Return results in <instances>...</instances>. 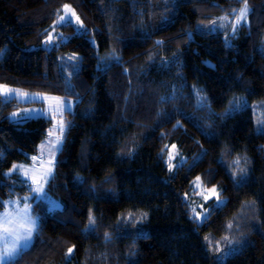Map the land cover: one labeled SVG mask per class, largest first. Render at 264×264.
<instances>
[{"label": "trees", "instance_id": "trees-1", "mask_svg": "<svg viewBox=\"0 0 264 264\" xmlns=\"http://www.w3.org/2000/svg\"><path fill=\"white\" fill-rule=\"evenodd\" d=\"M64 5L82 32L62 24L66 39L44 47ZM247 5L233 33L244 0H0V83L77 99L47 184L61 206L33 203L39 229L17 264H264V130L250 107H264V0ZM14 106L0 96V201L28 192L4 174L51 124L11 122ZM172 143L196 160L169 170ZM196 176L223 199L200 224L184 196Z\"/></svg>", "mask_w": 264, "mask_h": 264}, {"label": "snow or ice", "instance_id": "snow-or-ice-1", "mask_svg": "<svg viewBox=\"0 0 264 264\" xmlns=\"http://www.w3.org/2000/svg\"><path fill=\"white\" fill-rule=\"evenodd\" d=\"M64 7L68 8L69 6L65 5ZM249 11L250 9L248 8L247 0H244V6L236 15L235 24L231 25L233 33H235L236 27L239 26L241 22L247 21ZM77 20H79V17H77ZM221 20L226 21L227 18H221ZM58 23H71V19L67 15L61 16ZM215 23L217 22L214 21V24ZM219 26L226 28L229 26V24L226 22H221L219 23ZM52 42L53 41L50 36L49 40L46 41V43L50 44ZM0 94H2L3 97L8 100L12 98H20L14 97V93L6 90L3 86H0ZM24 98H28V94H24ZM50 99L53 101H58V103L50 105L49 107V112L52 114L51 117H49V112L35 109H26L25 116L30 117L33 112H37L38 115L42 117L55 119L56 114H60L62 116L65 111H70V102H65L57 97H51ZM241 100L242 98H233V100L229 102L230 106L239 105ZM205 103L206 101L201 98L198 102V106L203 107ZM16 115V113H13V116ZM65 128L66 124L63 120L60 121L58 126L54 124L53 128L49 130V139L41 145L42 149L45 147L48 148V154L50 157H52L48 160L49 167L45 172L40 173L38 176H29L28 172L23 171V166L13 165L12 169L8 173L4 174L5 176H11V174L15 172L18 176H20V174L23 173L20 182L28 187V190L32 195L22 198L17 197L16 199H12L10 197L7 201H0V206L4 207L5 209V211L0 212V264H17L18 259L22 257L26 250L31 246L33 236L39 229V224L38 217L33 215L32 203L30 201L39 202L48 199L44 185L47 183L48 178H50L52 175V167H54V157L56 152H58L62 146L63 133L65 131ZM57 131L59 132V135L55 136V139H52ZM173 147H175V145H173ZM31 159L33 161L39 160L40 166L43 167L44 152L41 151L38 156H33L31 157ZM236 163L238 164L239 160H237ZM240 171L243 172L244 169H241ZM196 179L200 180V177H197ZM210 191L212 195L217 196V200L219 201L217 190L213 188ZM208 198L209 197H205V199ZM219 202L222 203V201ZM56 206L58 207L59 205ZM193 212L195 213V215L193 216V220L199 221L201 218V213H196L195 209H193ZM146 215V213L143 214L140 219L146 218ZM131 218L132 213H129L128 217L124 218V222L131 221V223L135 225L137 221L132 220ZM204 218H207L206 215L204 216ZM88 220V228L86 230H93L95 219L93 216L89 215ZM227 227L231 228L232 225L229 224ZM105 238L110 239V236L106 233ZM225 240H227L229 246L232 245V240H229L227 237H225ZM73 247L68 248L66 255H71V253L73 252ZM227 254L228 253H225V255Z\"/></svg>", "mask_w": 264, "mask_h": 264}, {"label": "rangeland", "instance_id": "rangeland-1", "mask_svg": "<svg viewBox=\"0 0 264 264\" xmlns=\"http://www.w3.org/2000/svg\"><path fill=\"white\" fill-rule=\"evenodd\" d=\"M64 6L62 9V12L56 16V18L53 20V22L51 23L50 27L47 30V33H46L45 38H44V43H43L44 47L52 46L59 36L63 37V39H66L67 35H63L62 31L59 29V26H61L62 24H65V23H58L61 16L67 15L68 17H70L71 24H73L75 26V28L77 30L76 32H82L81 21H80V19L77 20L78 16L75 14L73 9L69 5H68L69 6L68 8H65ZM235 18L233 19L232 25L235 24ZM50 36H51L53 42L49 44V43H46V41L49 40ZM1 54H2V52H0V55ZM0 86H3L6 90H8L10 92H13L14 97H20V98L10 99V100L14 101L15 106H14V108H12L11 110H9L6 113V117L8 118V120L11 122H14V123H20V122H23V121L30 119V118L42 117V116L38 115L37 112H33L30 117L25 116V110L26 109H35V110H41L44 112H49L50 105H54V104L58 103V101L51 100L50 99L51 97H57V98H60L61 100L65 101V102H70L71 103V109L70 110L73 109L74 104L77 100L76 98H73V97L59 96V95H55V94L48 93V92L24 90L22 88L9 86V85L3 84V83H0ZM24 94H28V98H24ZM0 96L3 99H5L2 94H0ZM5 100L9 101L8 99H5ZM250 107H251L252 112H253L255 129L257 131L264 130V107H262L259 103H255V102L251 103ZM229 109H230V107L228 108V110ZM66 112L67 111H65L62 116L60 114H56L55 119L49 118L51 120V124L49 125V128L46 132V135L44 136V138L39 143L38 148H37V152L34 155L30 156L29 161H18V162H15L13 165L23 166V171L28 172L29 176H32V175L38 176L40 173L45 172L49 167L48 160L51 159L52 157H50L48 154V148L45 147L42 149L41 145L43 143H45L46 140L49 139L48 133H49V130L53 128L54 124L58 126L60 121L63 120L65 122L66 128H67ZM13 113H16L17 115L13 116ZM51 115L52 114L49 112V117H51ZM45 118H48V117H45ZM66 128H65V131H66ZM65 131L63 133V140H64V136H65ZM57 135H59L58 131L55 133V135L52 137V139H55V136H57ZM62 143H63V141H62ZM173 145H175V147H173ZM41 151L44 152V165H43V167L40 166L39 160L33 161L31 159V157H33V156H38ZM164 157H165L166 165H167L168 169L171 171L175 170L179 166L191 164L197 158L196 156L194 158H191V159L187 158L184 154L180 153L177 145L174 143L169 144L166 147ZM55 158H56V154L54 157V163H55ZM13 165L10 168H8L5 173H8L12 169ZM53 168L54 167H52V173H53ZM22 176H23V173H21L20 176H18L17 173L13 172L11 174V176H8V177L16 178L18 180V182L14 181L15 184H22L20 182ZM197 177H199V176L194 177L191 181L190 194H185L184 196L187 199V201L189 202L190 210H191V216L193 217L195 215V213L193 212V209H195L196 213H201V218L199 221H197L200 224L205 220L204 216L205 215L207 216V209L209 207V202L214 201L215 203L221 204V202H219V201L223 202V199L220 195V190L218 189V187L216 185L205 186V185H203L201 179L200 180L196 179ZM50 178H48L47 183L44 185L45 190L47 192L48 199L44 200V201H39L38 203L45 209L53 210V209L59 208L61 206V203L57 198L53 197L47 191V184H48V181ZM29 182H31V181H29ZM33 186H35V185H33ZM213 188H215L217 190L219 201L217 200V196L212 195V193L210 191ZM27 189H28V187H27ZM31 195L32 194L28 190V192L22 193L21 195L9 196L4 201H7L10 197L12 199H16L17 197L22 198V197H27V196H31ZM205 197H209V198L205 199ZM30 202L32 203L33 215L37 216L33 210V203H37V202L36 201H30ZM56 205H59V206L57 207ZM3 211H5L4 207L0 209V212H3Z\"/></svg>", "mask_w": 264, "mask_h": 264}, {"label": "water", "instance_id": "water-1", "mask_svg": "<svg viewBox=\"0 0 264 264\" xmlns=\"http://www.w3.org/2000/svg\"><path fill=\"white\" fill-rule=\"evenodd\" d=\"M190 37H191V35H190Z\"/></svg>", "mask_w": 264, "mask_h": 264}]
</instances>
